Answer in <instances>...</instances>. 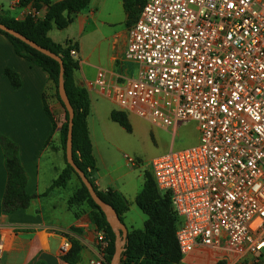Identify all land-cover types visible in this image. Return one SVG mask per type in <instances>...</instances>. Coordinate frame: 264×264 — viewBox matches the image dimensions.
Returning <instances> with one entry per match:
<instances>
[{
	"label": "built area",
	"instance_id": "built-area-1",
	"mask_svg": "<svg viewBox=\"0 0 264 264\" xmlns=\"http://www.w3.org/2000/svg\"><path fill=\"white\" fill-rule=\"evenodd\" d=\"M122 61L133 77L110 86L98 71L92 83L120 111L163 129L191 121L199 133L151 160L182 258L264 250V0H146Z\"/></svg>",
	"mask_w": 264,
	"mask_h": 264
},
{
	"label": "crops",
	"instance_id": "crops-1",
	"mask_svg": "<svg viewBox=\"0 0 264 264\" xmlns=\"http://www.w3.org/2000/svg\"><path fill=\"white\" fill-rule=\"evenodd\" d=\"M18 2L0 0V13L16 21H22L27 16H32L36 21L44 18L46 5L41 4L35 10L31 3L20 6ZM131 26L126 24L122 0H90L67 28L58 30L52 27L47 33V37L56 44L69 42L76 45L78 68L73 72V80L75 85L88 93L89 113L86 123L96 165L94 184L100 191L111 189L119 193L128 202V210L130 201L135 203L136 196L142 190L144 177L138 191L130 185L128 173H119L111 165H106L105 157L100 153L98 133L90 125V119L96 108L101 106L100 101L106 99L116 105L111 97L92 84L97 72L105 74L110 86L116 83L119 75L129 76L128 65L122 61V57ZM6 68L18 75V88H13L4 75L3 70ZM112 111L120 110L116 108L110 113ZM64 116L48 74L18 56L10 42L0 34V138L4 137L16 145L26 176L25 191L33 196L27 208L3 212L2 198L7 171L0 143V244L3 247L0 264H67L62 257L70 251L72 241H76L80 247L76 264L103 263L104 250L97 236L105 235L94 225L92 209L86 202H69L80 188L77 177L71 174L63 187L50 189L52 182L66 167L60 148V128ZM128 165L129 160H126ZM123 178L127 182L120 184L118 180ZM128 210L122 214V222ZM126 229L127 232L136 230ZM64 243H68L69 249L62 254L60 248ZM183 259V264H216L218 261L224 264H264V250L255 255L246 254L240 259L232 255L195 250Z\"/></svg>",
	"mask_w": 264,
	"mask_h": 264
},
{
	"label": "trees",
	"instance_id": "trees-1",
	"mask_svg": "<svg viewBox=\"0 0 264 264\" xmlns=\"http://www.w3.org/2000/svg\"><path fill=\"white\" fill-rule=\"evenodd\" d=\"M146 0H122V7L126 14L127 26L133 25ZM90 0H62L51 2L50 0H19L20 6L31 3L32 8L39 9L40 5H46L47 11L42 20H34L32 16L25 17L22 21L0 13V24L18 32L40 47L50 51L60 57L63 63V82L67 99L73 110L72 119V159L76 167L85 175L98 197L108 204L122 221V214L128 210V202L119 193L108 189L100 191L95 187L93 174L96 165L92 156V148L88 136L86 118L89 113V98L87 91L75 85L73 72L78 68V60L70 55V50L76 51V45L66 42L59 45L52 42L47 33L55 27L58 30L67 28L73 21L77 13L84 9ZM11 44L14 52L32 65L41 68L48 74L49 80L55 88V96L64 111V122L60 128V148L63 152L65 169L52 182L50 189L63 187L74 174L72 168L65 160V141L67 134L68 116L58 93L59 65L51 58L39 53L27 46L20 40L0 31ZM4 75L9 80L13 88L20 86L18 75L6 68ZM45 112L51 118L46 107ZM110 119L122 127L126 132L131 131V126L122 111H112ZM0 143L4 151L5 167L7 171L6 187L2 198V210L4 213H11L18 209L27 208L33 199L25 191L26 176L18 158L17 147L8 139L1 137ZM76 176V175H75ZM77 177V176H76ZM144 182L140 193L135 198V204L146 216L142 229L130 230L127 232L126 244L121 253V262L131 264H182V255L179 252L175 239V232L179 224V219L174 213L169 194L160 193L151 172L143 173ZM80 188L71 196L69 202H86L92 209V220L98 230L104 232L107 246L104 249V259L102 264H109L114 252L115 237L107 224L103 213L89 197L87 189L77 177ZM80 247L76 241L71 242L70 251L62 257L67 264H76ZM36 264H43L37 262ZM217 264H224L219 262Z\"/></svg>",
	"mask_w": 264,
	"mask_h": 264
},
{
	"label": "rangeland",
	"instance_id": "rangeland-1",
	"mask_svg": "<svg viewBox=\"0 0 264 264\" xmlns=\"http://www.w3.org/2000/svg\"><path fill=\"white\" fill-rule=\"evenodd\" d=\"M126 67L129 71V66ZM134 73L132 69L129 76L133 77ZM100 104L90 119V125L98 133L100 153L104 155L107 166L111 165L119 173H128L130 185L138 191L142 186L143 173L151 172V160L154 157L169 150L193 146L198 142L199 133L194 122L181 121L175 129H163L126 113L131 126V131L126 132L109 117L110 111L118 107L106 99L100 101ZM126 160H129L128 166ZM124 181L127 182L125 178L118 180L120 184ZM130 202L123 223L128 229H142L146 216L132 200Z\"/></svg>",
	"mask_w": 264,
	"mask_h": 264
},
{
	"label": "water",
	"instance_id": "water-1",
	"mask_svg": "<svg viewBox=\"0 0 264 264\" xmlns=\"http://www.w3.org/2000/svg\"><path fill=\"white\" fill-rule=\"evenodd\" d=\"M0 31L20 40L27 46L31 47L32 49L38 51L39 53L51 58L52 60L56 61L59 65V74H58V84H57V93L61 103L63 104L65 111L67 112L68 121H67V134H66V141H65V160L66 163L72 168L75 175L79 178L81 183L87 189L89 197L94 202V204L100 209L103 213L107 224L109 225L111 231L114 234L115 241H114V252L111 257L109 264H121V253L124 250V245L126 244V237H127V229L124 223L119 219L116 212L110 207L108 204L103 202L96 192L94 191L92 185L85 177V175L76 167L72 159V119H73V110L72 107L67 99L65 90H64V82H63V63L60 57L56 56L55 54L51 53L50 51L40 47L36 43L30 41L26 37L22 36L18 32L0 24ZM105 239H107L105 237Z\"/></svg>",
	"mask_w": 264,
	"mask_h": 264
}]
</instances>
